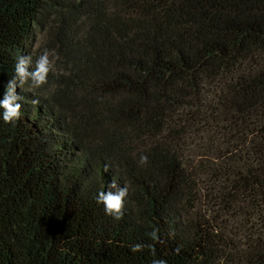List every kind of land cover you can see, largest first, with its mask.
<instances>
[{
  "label": "trees",
  "instance_id": "obj_1",
  "mask_svg": "<svg viewBox=\"0 0 264 264\" xmlns=\"http://www.w3.org/2000/svg\"><path fill=\"white\" fill-rule=\"evenodd\" d=\"M66 1L0 0V101ZM73 1L70 73L49 97L18 84V120L0 108V264H264V0ZM112 181L120 220L96 202ZM205 193L251 228L201 216Z\"/></svg>",
  "mask_w": 264,
  "mask_h": 264
},
{
  "label": "rangeland",
  "instance_id": "obj_2",
  "mask_svg": "<svg viewBox=\"0 0 264 264\" xmlns=\"http://www.w3.org/2000/svg\"><path fill=\"white\" fill-rule=\"evenodd\" d=\"M73 2L76 3L75 0ZM65 4L66 5L61 4L60 7L53 6L54 8H44L38 19L39 23L34 25L26 47V52L28 54L27 57L31 59L32 68L35 69L36 59L45 48L54 52V54H58L59 58L54 59L53 67L47 75V83L43 84L39 88H34L31 86V81H28L21 85L22 88L27 91L49 97L54 90V84L58 82L60 76H67L68 73H70L72 63L67 59V54L69 53L68 49L73 50L75 42L78 41L84 34L87 20L85 19L84 13L82 11H77L74 7H72V3H70L69 0H67ZM50 59H53V57L50 56ZM71 108L78 109V111H75L77 118H82V116H85L88 112L87 108L80 106ZM185 158L188 160L192 159L189 153H187V155L185 154ZM195 203L196 202H194V204ZM197 212H199V214L205 219H211L212 217H216V215H218L219 218L216 221L218 225L225 226L228 230L232 229V233H235V229L237 228L238 230L236 231L237 234L235 236L236 239H238L240 232L241 234L243 232L246 233L247 228L253 225L254 222L253 219H248L250 221L249 224L245 218L244 221H242V228L240 226H236L239 225L238 222H234L229 215H224L220 211H217L215 202L211 200L208 195H206V198H202L198 202ZM238 227H240L241 231H239ZM232 258H235L236 260L235 256ZM233 263L234 261L231 262L230 259L224 262V264Z\"/></svg>",
  "mask_w": 264,
  "mask_h": 264
},
{
  "label": "clouds",
  "instance_id": "obj_3",
  "mask_svg": "<svg viewBox=\"0 0 264 264\" xmlns=\"http://www.w3.org/2000/svg\"><path fill=\"white\" fill-rule=\"evenodd\" d=\"M50 56L53 57V59H50ZM58 58V54H54V52L45 48L36 59L35 69L33 71H28L31 63V59L29 57H20L18 59L15 65V75L7 82L5 98L3 101H0V108L4 110L3 120L5 123H11L20 118V109L22 105L20 103H15L16 100L21 99V97L16 93L18 84L23 85L26 82L31 81L32 87H41L43 84L47 83V75L53 67L54 59ZM33 103H38V101L34 100ZM147 163L148 157L142 154L139 159V164L143 166ZM105 171H107V168H105ZM109 188H116L117 190L115 192H99L96 196V202L98 204H103L106 215L113 217L115 220H120L123 217L124 200L128 195V187L124 186L122 188H118L115 181H112L111 184H109ZM158 231V229H155L151 233L153 238H156V233ZM142 249L143 246L140 244L131 246V251L133 252L141 251ZM176 251L178 252L179 249ZM152 252L154 255V249ZM152 264H166V261L162 259H154Z\"/></svg>",
  "mask_w": 264,
  "mask_h": 264
}]
</instances>
